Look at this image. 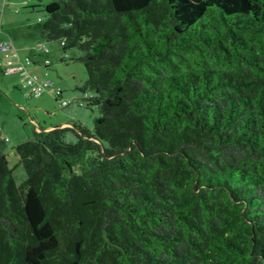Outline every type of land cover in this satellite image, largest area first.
I'll return each instance as SVG.
<instances>
[{"label": "trees", "instance_id": "16d2710c", "mask_svg": "<svg viewBox=\"0 0 264 264\" xmlns=\"http://www.w3.org/2000/svg\"><path fill=\"white\" fill-rule=\"evenodd\" d=\"M45 11L100 114L17 145L22 184L0 135V264H264V0Z\"/></svg>", "mask_w": 264, "mask_h": 264}, {"label": "rangeland", "instance_id": "374dc122", "mask_svg": "<svg viewBox=\"0 0 264 264\" xmlns=\"http://www.w3.org/2000/svg\"><path fill=\"white\" fill-rule=\"evenodd\" d=\"M52 1L54 0H0V38L4 41L12 38L18 47L22 45L25 48V62L27 55L31 56L33 49L39 45L40 52L36 49L38 52L35 54L38 62L32 60L27 66L38 68L32 74L53 82V86L42 95L46 107L36 108L39 99L26 95L27 88L20 73L5 71L8 63L4 59V52L0 50V135L9 139L6 153L18 184L27 180V172L14 148L33 138L34 130L37 129L34 118L39 117L43 121L42 117H45L56 124L83 121L89 128L94 129L95 118L100 114L98 110L94 111L86 106L84 98L90 96L92 91L85 94L81 90L88 78L86 67L79 60L83 52L79 49L64 52L59 40L46 41L40 35V18H48L45 5ZM57 89L62 90V99L71 101L68 106H62L57 100ZM73 109L76 111V119L67 120L69 111ZM67 140L76 141L73 132L68 133Z\"/></svg>", "mask_w": 264, "mask_h": 264}, {"label": "built area", "instance_id": "2783aa9c", "mask_svg": "<svg viewBox=\"0 0 264 264\" xmlns=\"http://www.w3.org/2000/svg\"><path fill=\"white\" fill-rule=\"evenodd\" d=\"M0 50L4 52V56L8 58L5 71L7 73H20L24 86L27 88L26 95L30 97L39 98L49 88L53 86V82L50 80L41 79L38 75L32 74L24 63L21 65H14L13 58H19L17 46L13 40L0 41ZM49 63V60L46 61ZM27 63H30V58L27 59ZM0 65L2 66L1 62ZM62 90L57 89L56 94H60ZM62 106H67L71 101L59 99ZM6 140H9L8 138Z\"/></svg>", "mask_w": 264, "mask_h": 264}, {"label": "crops", "instance_id": "0c3cea01", "mask_svg": "<svg viewBox=\"0 0 264 264\" xmlns=\"http://www.w3.org/2000/svg\"><path fill=\"white\" fill-rule=\"evenodd\" d=\"M11 40H13L12 38H10ZM5 40H7V39H5ZM0 41H4V39H2V38H0ZM16 44V43H15ZM16 46H17V49H18V53H19V58H13V62H14V65H21L22 63H24L25 65H26V67H27V69L31 72V73H33V71L35 70V71H37V69H35V68H32V67H29V66H27V64H31V61L32 60H34V62H38V61H36V59H35V54L39 51L40 52V46L39 45H37V50L35 49H33V51H32V55L31 56H28L27 55V59H29L30 58V63H27V62H25V60H24V50H25V48L22 46V45H19V47H18V45L16 44ZM4 59L5 60H7L8 61V58L7 57H5L4 56ZM1 69V68H0ZM37 75V74H36ZM44 79V78H43ZM30 97V96H29ZM39 100L36 102V108H45L46 107V105L44 104V102H45V99L43 100L42 99V96H40L39 98H38ZM69 105V104H68ZM67 105V106H68ZM69 117H67V118H69V119H67V120H71V119H76L75 118V116H76V111H74V109L73 110H71V111H69ZM71 116V117H70ZM71 118V119H70ZM38 120H40V121H38ZM42 120L43 121H41V119H39V117H37V118H34L33 119V121L35 122V124H36V126H37V131H41V130H52V129H55V128H57V127H64V126H73L72 124H71V121H67V122H65V123H59V124H56V123H54L52 120H48V119H46L45 117H42ZM78 120H80V119H78ZM82 120H84V119H82ZM73 122V121H72ZM82 123H84L83 121H81Z\"/></svg>", "mask_w": 264, "mask_h": 264}]
</instances>
